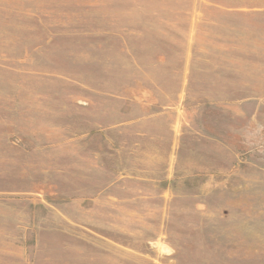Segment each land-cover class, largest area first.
<instances>
[{
	"label": "rangeland",
	"instance_id": "374dc122",
	"mask_svg": "<svg viewBox=\"0 0 264 264\" xmlns=\"http://www.w3.org/2000/svg\"><path fill=\"white\" fill-rule=\"evenodd\" d=\"M0 264H264V0H0Z\"/></svg>",
	"mask_w": 264,
	"mask_h": 264
}]
</instances>
